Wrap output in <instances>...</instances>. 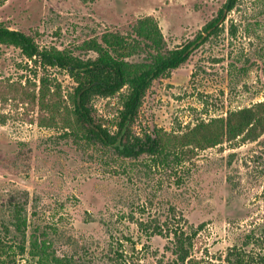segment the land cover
<instances>
[{
  "label": "rangeland",
  "instance_id": "1",
  "mask_svg": "<svg viewBox=\"0 0 264 264\" xmlns=\"http://www.w3.org/2000/svg\"><path fill=\"white\" fill-rule=\"evenodd\" d=\"M224 3L0 0V23L42 48L85 58L96 55L85 41L101 42L107 31L134 36L137 19L147 15L167 48L182 46ZM224 13L183 64L152 82L135 132L185 130L264 100V0H238ZM25 62L19 48L0 44V264H179L166 237H147L145 227L156 223L203 224L193 264H234L236 255L251 264L264 254V132L196 149L171 173L147 156L124 159L112 148L75 140L61 120L40 123L46 113L37 96L31 100L38 80L25 81ZM48 76L65 98L76 84L63 69L49 68ZM92 103L103 122L120 107L117 94Z\"/></svg>",
  "mask_w": 264,
  "mask_h": 264
},
{
  "label": "trees",
  "instance_id": "2",
  "mask_svg": "<svg viewBox=\"0 0 264 264\" xmlns=\"http://www.w3.org/2000/svg\"><path fill=\"white\" fill-rule=\"evenodd\" d=\"M237 1L225 0L217 16L204 26L203 32L174 48L166 47L158 22L150 15L137 19L133 27L134 36L107 31L102 34L101 42L97 39L85 41L83 47L94 51V57L84 58L56 47L42 48L33 36L2 23L0 44L20 49L26 58L25 70L29 71L23 76L27 83H31L32 77H37L38 93L32 94L31 100L37 96L40 110L46 113L40 117V123L50 125L61 120V127L67 129L65 133L73 135L75 140L112 148L124 159L147 156L153 165L176 173L175 169L196 149L237 139L254 140L264 132V100L229 109L225 116L199 119L185 130L167 132L155 128L140 133L133 130L152 82L168 76L172 69L183 64L191 52L213 33L217 23L224 21V10H231ZM136 54H143L141 60H130ZM52 67L66 70L76 83L67 98L60 94L59 87L48 76ZM32 84L35 86L36 82ZM116 94L120 107L114 119L103 122L96 116L92 100L96 96ZM165 224V228L156 223L143 229L147 237L152 234L166 237L176 262L193 264L194 243L203 224L190 225L189 229L179 224ZM226 259L230 260L229 256ZM234 264H242L237 255ZM251 264H264V254L252 258Z\"/></svg>",
  "mask_w": 264,
  "mask_h": 264
}]
</instances>
